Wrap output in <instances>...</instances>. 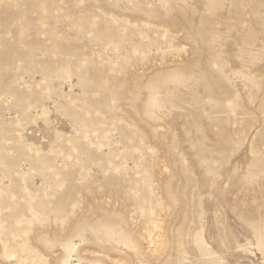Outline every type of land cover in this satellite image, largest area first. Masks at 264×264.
<instances>
[{
  "label": "rangeland",
  "instance_id": "1",
  "mask_svg": "<svg viewBox=\"0 0 264 264\" xmlns=\"http://www.w3.org/2000/svg\"><path fill=\"white\" fill-rule=\"evenodd\" d=\"M12 157L51 241L0 264H264V0H0Z\"/></svg>",
  "mask_w": 264,
  "mask_h": 264
},
{
  "label": "bare ground",
  "instance_id": "2",
  "mask_svg": "<svg viewBox=\"0 0 264 264\" xmlns=\"http://www.w3.org/2000/svg\"><path fill=\"white\" fill-rule=\"evenodd\" d=\"M0 162L4 167V171L2 170L3 175L14 182L9 186H0V250L7 257L12 254L14 257L20 256L17 259V261H20V259L31 257L30 252L37 253L33 248L30 252L27 251L28 248L33 246L30 241L37 239L34 245L39 247V251L50 244V238L42 235L44 232L42 229L36 232L34 236L31 235L32 231L35 230L34 222L40 219L41 216L39 215L46 214L45 203L33 200L35 192L31 187L30 176L21 178L24 180L23 184L16 183L17 179H15L14 170L11 168V165H14L15 162L14 157L6 160L0 159ZM71 252L72 250L63 252L56 257L55 264H69L72 262Z\"/></svg>",
  "mask_w": 264,
  "mask_h": 264
}]
</instances>
